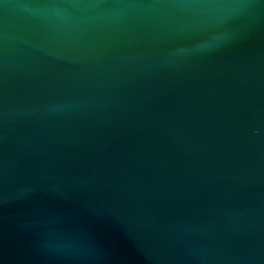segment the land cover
<instances>
[{
  "label": "water",
  "instance_id": "water-1",
  "mask_svg": "<svg viewBox=\"0 0 264 264\" xmlns=\"http://www.w3.org/2000/svg\"><path fill=\"white\" fill-rule=\"evenodd\" d=\"M0 264H264V0H0Z\"/></svg>",
  "mask_w": 264,
  "mask_h": 264
}]
</instances>
